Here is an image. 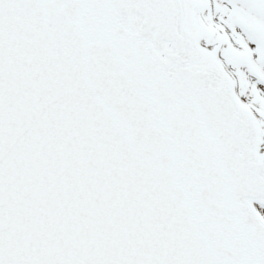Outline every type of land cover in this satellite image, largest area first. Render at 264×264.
<instances>
[{"label": "snow or ice", "instance_id": "6c2138e0", "mask_svg": "<svg viewBox=\"0 0 264 264\" xmlns=\"http://www.w3.org/2000/svg\"><path fill=\"white\" fill-rule=\"evenodd\" d=\"M0 264H264V0H0Z\"/></svg>", "mask_w": 264, "mask_h": 264}]
</instances>
